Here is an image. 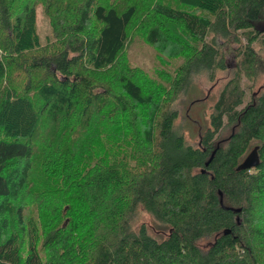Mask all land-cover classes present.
<instances>
[{"label": "trees", "instance_id": "obj_1", "mask_svg": "<svg viewBox=\"0 0 264 264\" xmlns=\"http://www.w3.org/2000/svg\"><path fill=\"white\" fill-rule=\"evenodd\" d=\"M227 52L191 143L175 101ZM0 264H264V0H0Z\"/></svg>", "mask_w": 264, "mask_h": 264}, {"label": "rangeland", "instance_id": "obj_2", "mask_svg": "<svg viewBox=\"0 0 264 264\" xmlns=\"http://www.w3.org/2000/svg\"><path fill=\"white\" fill-rule=\"evenodd\" d=\"M37 17V32L41 39V42L45 41L46 37L51 36L50 20L43 13L40 5L36 8ZM158 52L156 49L147 43L141 35H136L132 40L129 50L127 51L128 62L132 66L144 68L149 76L157 78L155 70H152L153 66H161L162 62H159L157 58ZM226 70H220L216 73L215 80L211 81L207 78L206 74L200 73L199 75L192 76V83L188 88L182 92L175 101L174 107L177 109L178 116L176 118V125L182 133L191 143H197L199 141L200 133L208 125V116L210 113V106L214 103L220 87L228 79L231 69L235 65V61L230 52L225 55ZM164 67L172 70L174 66L178 65L182 59L180 57L167 59L164 58ZM158 80H160L158 78ZM196 102L192 103V101ZM144 221H147V217H142Z\"/></svg>", "mask_w": 264, "mask_h": 264}, {"label": "water", "instance_id": "obj_3", "mask_svg": "<svg viewBox=\"0 0 264 264\" xmlns=\"http://www.w3.org/2000/svg\"><path fill=\"white\" fill-rule=\"evenodd\" d=\"M211 159V158H210ZM259 158L257 155V149L254 148L251 150L247 156L244 158V160L241 162V164L238 166V169H245V168H251L258 164ZM220 203L222 204V197L220 193ZM234 211H239L240 209H233ZM229 230H224V233H228Z\"/></svg>", "mask_w": 264, "mask_h": 264}]
</instances>
